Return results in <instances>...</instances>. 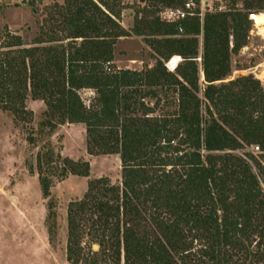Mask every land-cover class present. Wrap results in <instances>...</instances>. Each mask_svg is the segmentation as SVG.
<instances>
[{
    "label": "trees",
    "instance_id": "1",
    "mask_svg": "<svg viewBox=\"0 0 264 264\" xmlns=\"http://www.w3.org/2000/svg\"><path fill=\"white\" fill-rule=\"evenodd\" d=\"M240 1L202 22H141L160 39L148 42L155 66L140 72L103 67L126 36L117 0L54 6L31 48L7 34L0 110L31 121L26 100L42 101L45 125H83L88 155L120 160L119 183L91 180L67 207L69 264H264V88L251 74L228 80L264 0ZM81 90L94 92L88 105ZM36 169L46 197L54 176L89 175L87 162L52 152Z\"/></svg>",
    "mask_w": 264,
    "mask_h": 264
},
{
    "label": "rangeland",
    "instance_id": "2",
    "mask_svg": "<svg viewBox=\"0 0 264 264\" xmlns=\"http://www.w3.org/2000/svg\"><path fill=\"white\" fill-rule=\"evenodd\" d=\"M180 0H117L115 21L126 32L113 47L110 70L144 71L153 68L159 57L149 41L159 40L143 30V21H150L167 8L181 5ZM236 2L241 8V1ZM67 0H0V46L7 34L19 36L28 48L39 34V29L54 6H65ZM182 2V0H181ZM221 4V3H220ZM200 22H202V19ZM160 22L161 21L160 19ZM165 23V22H163ZM167 24V23H165ZM143 35H135V30ZM80 42V40L78 41ZM66 43V42H63ZM201 52V37H199ZM45 46V45H43ZM3 51V49H0ZM175 57V56H174ZM167 71L182 62L170 65ZM200 63V59H198ZM198 63V64H199ZM170 68L168 69L167 67ZM199 69L201 67L199 64ZM264 40L253 25L248 45L232 57V75L228 80L253 75L264 88ZM201 79H203V75ZM259 75V76H258ZM86 105L94 98L92 90H81ZM153 103V101H152ZM150 101L148 106H152ZM170 108L168 111H173ZM25 110L31 121L0 110V264H69L66 260V212L70 202L82 198L88 182L107 178L112 184L120 182L119 157L90 156L86 152L85 127L79 124L57 125L51 129L47 122L46 106L42 101L27 99ZM34 142L30 143L29 139ZM257 147L246 149L253 156H263ZM46 152L74 162L89 164L88 177L67 175L52 178L48 196H44L37 175V156ZM49 207V208H48ZM50 214V215H49Z\"/></svg>",
    "mask_w": 264,
    "mask_h": 264
},
{
    "label": "built area",
    "instance_id": "3",
    "mask_svg": "<svg viewBox=\"0 0 264 264\" xmlns=\"http://www.w3.org/2000/svg\"><path fill=\"white\" fill-rule=\"evenodd\" d=\"M229 4L227 0H182L179 7L165 9L160 14V19L167 24L180 25L192 18L203 19L206 13L225 12L228 10ZM178 32L179 34L183 33L181 27H179ZM167 68L169 69V67ZM175 68L176 64L170 68V71H174Z\"/></svg>",
    "mask_w": 264,
    "mask_h": 264
},
{
    "label": "bare ground",
    "instance_id": "4",
    "mask_svg": "<svg viewBox=\"0 0 264 264\" xmlns=\"http://www.w3.org/2000/svg\"><path fill=\"white\" fill-rule=\"evenodd\" d=\"M251 19L254 21V26L256 27V29L258 28V30L261 32L263 40H264V16L258 15V14H253ZM178 61H179V59L174 57L172 62H170V65L177 63ZM170 65H169V68H170ZM169 70H171V69H169ZM263 77H264V72H263Z\"/></svg>",
    "mask_w": 264,
    "mask_h": 264
},
{
    "label": "water",
    "instance_id": "5",
    "mask_svg": "<svg viewBox=\"0 0 264 264\" xmlns=\"http://www.w3.org/2000/svg\"><path fill=\"white\" fill-rule=\"evenodd\" d=\"M253 16V14H251L250 16H249V19L252 21V23H253V25H254V21L251 19V17ZM149 105V104H148ZM94 249H96V247H93Z\"/></svg>",
    "mask_w": 264,
    "mask_h": 264
}]
</instances>
